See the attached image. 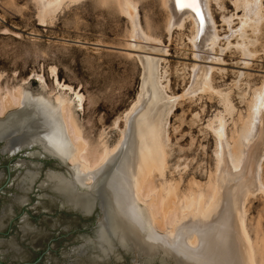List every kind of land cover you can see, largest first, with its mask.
I'll use <instances>...</instances> for the list:
<instances>
[{"label": "rangeland", "instance_id": "1", "mask_svg": "<svg viewBox=\"0 0 264 264\" xmlns=\"http://www.w3.org/2000/svg\"><path fill=\"white\" fill-rule=\"evenodd\" d=\"M34 1L0 0V94L20 90L51 104L60 94L72 99L76 92L82 94V108L73 107V111L83 137L97 153L102 143L114 147L126 129L125 112L141 93L143 75L140 60L124 51L130 25L121 17L117 0L65 2L45 23L39 21ZM134 1L138 4L143 30L159 39L158 45L165 51L162 54L165 62H160L158 71L163 85L167 86L166 93L178 96L185 92L195 65L218 68L213 70L212 85L228 93L234 110L226 116V131L236 139L247 116L252 92L261 85L264 76L261 51L264 21L259 41L253 46L256 53L242 54L237 44L253 36L249 28L242 40L236 35L242 11H236L228 0L213 1L211 14L219 39L217 46L206 51V59H198L206 54L204 49L192 45L189 23L168 32L167 12L161 0ZM132 41L137 46L146 45L143 40ZM137 51L140 56L146 52ZM57 83L66 87L65 90ZM7 110L5 116L17 108ZM222 110L219 98L210 94L182 98L175 104L166 127L164 175L155 174L151 179L155 190L170 184L178 196L190 191H208L214 180L217 151L215 137L206 124ZM2 146L0 142V217L13 203V197L22 194L18 181L25 171L38 169V176L27 192V201L20 206L12 204L11 217L3 219L1 263L81 264L82 256L76 254V249L93 244L99 211L95 207L89 216L75 212L55 198L45 182L48 172L69 176L72 165L59 163L36 146L13 155L2 153ZM246 213L249 235L258 247L254 245L257 264H264V193L249 197ZM84 257L82 264H89ZM138 263L162 264L158 257L140 258ZM100 264H134V261L125 248L117 247L115 255Z\"/></svg>", "mask_w": 264, "mask_h": 264}, {"label": "bare ground", "instance_id": "2", "mask_svg": "<svg viewBox=\"0 0 264 264\" xmlns=\"http://www.w3.org/2000/svg\"><path fill=\"white\" fill-rule=\"evenodd\" d=\"M77 1L80 0L34 2L38 6L39 21L45 23L65 2ZM213 1L217 0H201L205 25L200 31L199 17L191 9H180L176 0H161L167 12L166 30L189 23L192 45L204 49L206 54L198 59H206V51L217 46L219 39L211 14ZM228 1L236 11H242L236 35L242 40L248 28L253 35L236 48L253 56L257 51L253 46L259 41L264 21V0L259 3L257 0ZM116 2L121 17L130 25L129 42L124 51L129 57L139 59L143 66L141 93L125 112L126 129L119 142L112 148L102 143L99 153L91 150L73 111V107L82 108V94L76 92L73 99L60 94L51 104L43 98L13 90L0 94L2 153L13 155L36 146L59 163L72 165L69 176L52 171L46 175L45 182L55 198L83 216L100 207L93 244L76 249V254L85 256L89 264L107 260L115 255L117 247L125 248L134 264H139L140 258L153 257H158L162 264H257V246L246 224V204L249 197L264 193V76L261 85L252 92L237 138L229 137L226 116L234 108L228 93L212 85L213 70L218 68L205 64L193 66L192 80L185 92L168 95L158 71L160 62H165L162 58L165 51L158 45L161 41L143 30L134 0ZM132 40H143L146 45L137 46ZM140 49L146 51L144 56L138 55ZM261 51L264 55V46ZM57 85L62 90L66 88ZM204 94L216 95L223 109L206 124L216 141L213 183L206 192L190 191L182 196L170 184L155 190L151 179L155 174L164 175L166 127L175 104L182 98ZM11 107L17 110L5 116ZM37 176L38 169L25 171L18 181L22 194L13 197L12 204L20 206L27 201V192ZM85 182L90 183L85 185ZM12 204L5 207L0 217V229L4 226L3 219L13 213Z\"/></svg>", "mask_w": 264, "mask_h": 264}, {"label": "snow or ice", "instance_id": "3", "mask_svg": "<svg viewBox=\"0 0 264 264\" xmlns=\"http://www.w3.org/2000/svg\"><path fill=\"white\" fill-rule=\"evenodd\" d=\"M259 3V0H257ZM177 7L180 9H191L197 17H199L198 24L199 30L203 31L205 25V17L201 10V0H176Z\"/></svg>", "mask_w": 264, "mask_h": 264}, {"label": "water", "instance_id": "4", "mask_svg": "<svg viewBox=\"0 0 264 264\" xmlns=\"http://www.w3.org/2000/svg\"><path fill=\"white\" fill-rule=\"evenodd\" d=\"M96 208H97V209H98V211H99V208H100V207H99V206H97ZM0 264H2V263H1V261H0Z\"/></svg>", "mask_w": 264, "mask_h": 264}]
</instances>
